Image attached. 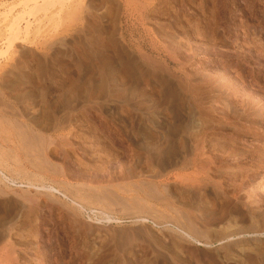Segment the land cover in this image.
<instances>
[{"label": "rangeland", "instance_id": "1", "mask_svg": "<svg viewBox=\"0 0 264 264\" xmlns=\"http://www.w3.org/2000/svg\"><path fill=\"white\" fill-rule=\"evenodd\" d=\"M0 264H264V0H0Z\"/></svg>", "mask_w": 264, "mask_h": 264}]
</instances>
